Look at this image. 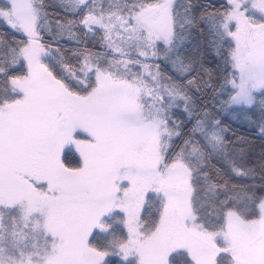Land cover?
Segmentation results:
<instances>
[{
  "label": "snow or ice",
  "instance_id": "snow-or-ice-1",
  "mask_svg": "<svg viewBox=\"0 0 264 264\" xmlns=\"http://www.w3.org/2000/svg\"><path fill=\"white\" fill-rule=\"evenodd\" d=\"M0 27V264H264V162L222 119L264 139V0H5Z\"/></svg>",
  "mask_w": 264,
  "mask_h": 264
},
{
  "label": "trees",
  "instance_id": "trees-1",
  "mask_svg": "<svg viewBox=\"0 0 264 264\" xmlns=\"http://www.w3.org/2000/svg\"><path fill=\"white\" fill-rule=\"evenodd\" d=\"M5 3V0H0V6H2ZM4 29L0 27V31H3ZM199 39V38H196ZM196 40L194 39L192 44H194ZM191 44L189 47L191 48ZM65 47H70V45H65ZM162 68H164L166 74L172 75L173 70L171 68V65H168L165 67L162 65ZM259 114L257 113V116ZM222 119H224V122L229 126L230 131L228 135L231 137L232 140H235L237 136L244 137L249 141V149L248 154L245 157L246 162L249 167H256L258 169L259 164L261 162H264L262 160V153H264V139L260 138V133L258 127H255L252 123H249L246 119H244L242 116L238 117L235 114H225ZM255 119V118H253ZM233 133L235 135H233ZM215 163V161H214ZM223 162L220 164H217L218 167L222 166ZM257 183L259 182V176L256 178ZM233 182L239 183L240 178L236 177ZM251 182V181H247Z\"/></svg>",
  "mask_w": 264,
  "mask_h": 264
}]
</instances>
